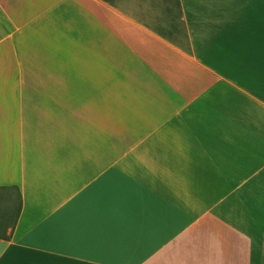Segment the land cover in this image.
Here are the masks:
<instances>
[{"label": "crops", "instance_id": "1", "mask_svg": "<svg viewBox=\"0 0 264 264\" xmlns=\"http://www.w3.org/2000/svg\"><path fill=\"white\" fill-rule=\"evenodd\" d=\"M133 31L111 0H0V264L264 263V97L134 75Z\"/></svg>", "mask_w": 264, "mask_h": 264}, {"label": "rangeland", "instance_id": "2", "mask_svg": "<svg viewBox=\"0 0 264 264\" xmlns=\"http://www.w3.org/2000/svg\"><path fill=\"white\" fill-rule=\"evenodd\" d=\"M111 2L118 14H133V52L130 57L119 50L118 61L130 63L128 67L134 68V75L144 73L142 76L148 78L173 79L180 76L174 66L179 65L184 75L185 64L189 73V62H193L200 69L211 68L208 72L216 79L246 75L249 85L243 87L252 92L257 90L264 97V0ZM117 25L118 33L126 27L121 18ZM118 41L119 48L124 47ZM141 66L149 68L141 70ZM125 73L122 71L123 76Z\"/></svg>", "mask_w": 264, "mask_h": 264}]
</instances>
